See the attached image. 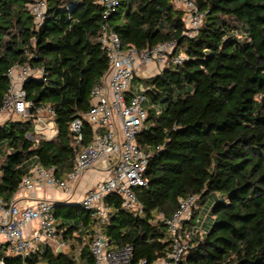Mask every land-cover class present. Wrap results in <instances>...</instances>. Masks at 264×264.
Wrapping results in <instances>:
<instances>
[{"label": "trees", "instance_id": "trees-1", "mask_svg": "<svg viewBox=\"0 0 264 264\" xmlns=\"http://www.w3.org/2000/svg\"><path fill=\"white\" fill-rule=\"evenodd\" d=\"M28 1L0 0V105L12 63L42 68L43 79L28 76L22 87L33 109L52 110L57 134L29 140L33 118L0 122V196L11 200L31 158L52 165L58 178L71 170L78 148L72 146L69 124L88 110L90 90L107 70L97 40L106 21L125 48L150 49L173 40L171 55L185 56L178 65L168 62L139 79L146 87L147 115L136 141L148 152L147 183L135 188L140 212L122 208L116 193L105 197L110 212L102 232L108 242L131 245L133 264L141 259L152 264L170 248L159 216L170 215L178 199L189 195H197L195 214L196 205L211 195L210 223L188 240L184 261L264 264V0H194L204 16L192 38L182 34L185 11L173 0H118L106 20L97 0H46L37 27ZM84 125L86 145L91 129ZM52 210L67 250L39 247L22 259L0 247V261L93 264L90 212L66 202L54 203ZM194 214L187 226L196 224Z\"/></svg>", "mask_w": 264, "mask_h": 264}, {"label": "built area", "instance_id": "built-area-1", "mask_svg": "<svg viewBox=\"0 0 264 264\" xmlns=\"http://www.w3.org/2000/svg\"><path fill=\"white\" fill-rule=\"evenodd\" d=\"M175 1L182 5L185 11L186 26L182 34L192 38L200 28L204 13L198 9L194 0ZM97 2L104 8L103 20L116 10L118 4V0ZM27 9L37 27L44 19L46 0H29ZM100 25L97 40L106 55L108 67L100 82L90 90L88 110L72 119L69 124L73 138L72 146L78 148L71 170L62 179L55 176L52 165L44 167L39 163H31L28 172L21 177L17 190L31 191L36 187L52 186L69 192L85 171H100L103 177L84 191L79 202L95 220L94 228L89 234V250L94 259L93 264H133L132 246L112 247L102 232L110 212L104 199L107 195L116 193L122 208L141 211L135 188L147 183L144 172L149 157L145 147L138 144L136 139L145 125L147 115L144 107L146 87L140 81L136 84L134 80L152 75L150 64L161 69L168 62L178 65L185 56L180 52L171 55L176 46L173 40L161 41L150 49L133 45L125 48L117 33L106 21ZM6 76L9 85L0 105V115L7 118L15 115L24 121L33 118L32 131L42 135L40 138L51 139L53 136L49 129L54 135L57 134V128L54 129L51 123L52 110L42 106L33 109V103L27 99L22 87L28 76L43 79V69L31 66L28 62H14L6 70ZM43 112H47L51 120L45 121L41 117ZM84 122L90 125L91 129L89 143L86 145L82 142ZM196 199L197 195L179 198L176 210L166 217L159 216L160 221L167 227L170 248L164 258L152 264H187L184 260L191 247L188 240L192 232L183 229V222L191 219ZM53 204L50 199H37L32 206H23L17 202H6L0 196V247L5 254L19 255L24 259L39 248L40 242L49 239L56 241L58 249L66 247L55 227ZM205 216H208V212ZM32 223L36 224L38 232L28 237L26 230ZM199 223L196 219L193 227H197ZM0 264L4 263L0 261ZM23 264H26L25 261ZM134 264L147 262L141 259Z\"/></svg>", "mask_w": 264, "mask_h": 264}, {"label": "crops", "instance_id": "crops-1", "mask_svg": "<svg viewBox=\"0 0 264 264\" xmlns=\"http://www.w3.org/2000/svg\"><path fill=\"white\" fill-rule=\"evenodd\" d=\"M149 70H150V73H152V75H153V74H156L158 72V70H160V69L157 68L155 65L150 64ZM6 118L7 117H2L0 119V122L6 120ZM51 123L53 124V121ZM32 162H34V160L31 158L29 160V165ZM65 175H64V177H65ZM102 177H103V175L100 171L90 169V170L85 171L81 175V178L79 179L78 183L69 192H63L60 189H58L56 187H52V186L36 187L31 191L16 190L15 193L13 194L14 196L11 198L10 201H12L14 203L17 202L23 206H32L34 204L35 200H37V199H47V200L50 199L54 203H57V202L58 203H65L66 202V203H70V204H79L83 194L85 193L84 191H86L87 189L94 186L98 182V180H100ZM193 214L194 213H192V215ZM194 215H195V217H194L195 222L194 223H196V219H198L200 222L197 227L187 226V223L189 222L188 220L183 222L184 226H185V231L189 230L192 232V234L190 235V238H194L195 236H198V235L200 236L210 223L209 221H207V219H205L202 222L200 217L197 218V212H195ZM186 228H189V229L186 230ZM36 232H38V227L36 226L35 223H32L27 227L26 234L28 237L32 236ZM45 246H48L49 248L51 247V249L55 252H64L65 250H67V246L64 247L63 249H58L56 247L57 243L54 239L43 240L38 245V247H43V248ZM78 251H79V249L75 252V254H77Z\"/></svg>", "mask_w": 264, "mask_h": 264}, {"label": "rangeland", "instance_id": "rangeland-1", "mask_svg": "<svg viewBox=\"0 0 264 264\" xmlns=\"http://www.w3.org/2000/svg\"><path fill=\"white\" fill-rule=\"evenodd\" d=\"M173 5L175 6V7H178V8H181V9H183L182 8V5H180L178 2H176L175 0H173ZM138 79H136L135 78V80H134V82L137 84L138 83ZM141 82V81H140ZM2 117H4V115H0V119L2 118ZM41 117L45 120V121H49V120H51V117H50V115L46 112H43L42 114H41ZM11 120L12 119H17V117L14 115V116H12V118H10ZM53 126H54V124H53ZM54 129H56V126H54ZM51 129H49V133H51L52 134V136L54 137L55 135L53 134V132H51L50 131ZM42 135H40V134H37L36 132H34V131H32V134L30 133V135L29 134H26V137L30 140H35L36 141V139H44V138H40ZM53 137H51V138H53ZM45 140V139H44ZM214 196H209L208 198H206L205 199V201L203 202V203H199V205H196V207H197V218H199L200 217V219L202 220V222L205 220V219H207V221H210L211 220V217L210 216H205V213L209 210V208H210V206H211V204H212V202L214 201ZM65 221H68V222H73L74 220H75V218L74 217H66L65 219H64Z\"/></svg>", "mask_w": 264, "mask_h": 264}]
</instances>
